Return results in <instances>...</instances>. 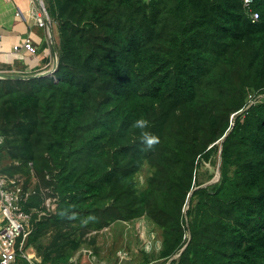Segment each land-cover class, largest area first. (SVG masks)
Listing matches in <instances>:
<instances>
[{
  "label": "trees",
  "instance_id": "obj_1",
  "mask_svg": "<svg viewBox=\"0 0 264 264\" xmlns=\"http://www.w3.org/2000/svg\"><path fill=\"white\" fill-rule=\"evenodd\" d=\"M44 1L58 65L0 78V96L17 130L40 120L48 134L22 153L57 169L53 223L146 213L162 229L161 256L179 254L169 264H264V0L252 2L255 20L243 0ZM226 132L220 178L201 185L197 169ZM51 218L33 221L24 248Z\"/></svg>",
  "mask_w": 264,
  "mask_h": 264
},
{
  "label": "rangeland",
  "instance_id": "obj_2",
  "mask_svg": "<svg viewBox=\"0 0 264 264\" xmlns=\"http://www.w3.org/2000/svg\"><path fill=\"white\" fill-rule=\"evenodd\" d=\"M43 2L47 10L45 1ZM48 15L52 21L49 12ZM52 27L57 47L59 37L56 24L53 22ZM28 59L31 60L29 57ZM53 66L54 63L51 67H45L32 74L51 69ZM53 73L54 71L46 76ZM7 96V94L0 96V175H3L10 185H19L31 195H38L41 201L38 207L43 211L41 219L51 218L56 213L59 202V194L54 187V173L57 169L54 165L50 170L46 167H35L22 153L28 144L34 145L35 141L37 146L43 145L48 134L42 131L43 125L40 120L35 123L36 127L32 131L27 126L19 127L20 130L19 128L17 130L14 126L18 124L17 113L4 111L6 107L9 108L5 103ZM234 114L231 115L232 123ZM222 137L219 151L214 152L210 160L203 162L197 169L196 180L202 183L201 185L215 183L220 178L218 172ZM151 171V162L145 160L133 176L134 185L138 189L146 186ZM48 221L50 224L41 232L39 238L25 247V250L34 253L31 264H41L44 254L48 255V259L43 264H169L172 258L179 256L176 254L168 260L161 256L162 229L146 213L130 219L114 218L101 226L88 219H72L59 225L53 223V218ZM34 226L32 223V228Z\"/></svg>",
  "mask_w": 264,
  "mask_h": 264
},
{
  "label": "crops",
  "instance_id": "obj_3",
  "mask_svg": "<svg viewBox=\"0 0 264 264\" xmlns=\"http://www.w3.org/2000/svg\"><path fill=\"white\" fill-rule=\"evenodd\" d=\"M37 6V0H0V73L28 75L54 63L48 29L34 17ZM27 37L36 46L34 54L14 49Z\"/></svg>",
  "mask_w": 264,
  "mask_h": 264
},
{
  "label": "built area",
  "instance_id": "obj_4",
  "mask_svg": "<svg viewBox=\"0 0 264 264\" xmlns=\"http://www.w3.org/2000/svg\"><path fill=\"white\" fill-rule=\"evenodd\" d=\"M253 0H243V4L250 17L255 20L259 17L258 11L252 8ZM36 23L47 27V16L40 6L34 11ZM1 41V33H0ZM24 48L27 52L34 54L36 46L31 38L27 37L21 43L14 45V49ZM264 94L258 95V97ZM256 97H250V103ZM31 193L19 185H10L9 181L0 175V264H17L18 256L25 258L30 264L33 262L34 253L24 248L27 235L32 230L34 220L41 219V210L37 205L26 207L25 203Z\"/></svg>",
  "mask_w": 264,
  "mask_h": 264
},
{
  "label": "water",
  "instance_id": "obj_5",
  "mask_svg": "<svg viewBox=\"0 0 264 264\" xmlns=\"http://www.w3.org/2000/svg\"><path fill=\"white\" fill-rule=\"evenodd\" d=\"M39 6L41 7V9L45 12L46 16H47V29H48V35H49V40H50V45H51V49H52V53H53V58H54V66L51 69H47L43 72H39V73H34V74H28V75H23V74H6V73H0V76L2 77H8V78H32V77H37V76H43V75H48L50 74L52 71H54L58 65V53H57V47H56V43H55V36H54V32H53V27H52V21L48 15V12L44 6V2L43 0H37ZM228 132H226L221 140V146L223 144V140L226 137ZM218 175H220V171L218 172Z\"/></svg>",
  "mask_w": 264,
  "mask_h": 264
},
{
  "label": "clouds",
  "instance_id": "obj_6",
  "mask_svg": "<svg viewBox=\"0 0 264 264\" xmlns=\"http://www.w3.org/2000/svg\"><path fill=\"white\" fill-rule=\"evenodd\" d=\"M140 123L143 124V123H145V121H140ZM152 140H155V137H152Z\"/></svg>",
  "mask_w": 264,
  "mask_h": 264
}]
</instances>
